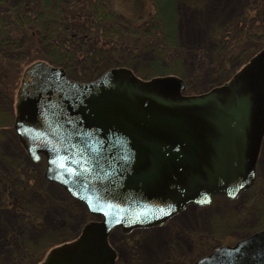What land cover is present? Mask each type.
I'll return each instance as SVG.
<instances>
[{"label": "water", "instance_id": "95a60500", "mask_svg": "<svg viewBox=\"0 0 264 264\" xmlns=\"http://www.w3.org/2000/svg\"><path fill=\"white\" fill-rule=\"evenodd\" d=\"M176 75L142 79L110 67L89 81L35 61L17 91L13 129L43 176L99 219L52 247L40 264H116L118 227L159 226L215 194L248 188L264 135V47L229 80L184 94ZM192 264H264V229Z\"/></svg>", "mask_w": 264, "mask_h": 264}, {"label": "trees", "instance_id": "16d2710c", "mask_svg": "<svg viewBox=\"0 0 264 264\" xmlns=\"http://www.w3.org/2000/svg\"><path fill=\"white\" fill-rule=\"evenodd\" d=\"M147 2L148 10L140 9L134 16H126L113 7L112 0H0V59L9 57L12 63L18 58L44 60L63 67L70 78L80 81L91 80L103 70L117 66L131 68L144 79L174 74L183 79L184 93H191L187 91L195 86L197 89L192 92L199 93L231 77L234 68L229 72L226 62L239 60L242 65L264 46L261 42L258 46L253 43L264 36V30L259 29L264 24V0H252L238 15L209 31L206 46L210 47L195 54L204 63L189 72L185 66L187 50L179 46L176 36L173 0ZM236 44L238 52L227 57ZM250 48L246 56L245 51ZM222 49L224 52L218 57ZM139 65L142 72L134 69ZM31 176L12 185L6 177H0V200L11 209L24 212L29 221L34 214L25 210L21 202L32 194V186L36 184L47 192L49 189L52 205L64 210H70L72 204L84 206L67 197L65 191L66 201L60 202L62 197L58 194L63 190L60 186L49 183L46 188L41 173L32 172ZM257 181L255 177L252 185L242 192L254 188ZM9 188L13 194H7ZM261 201L264 199L258 202ZM251 210L255 216L260 214L259 209ZM62 231H51L44 240H20L12 264H39L52 246L62 242L53 239Z\"/></svg>", "mask_w": 264, "mask_h": 264}, {"label": "rangeland", "instance_id": "374dc122", "mask_svg": "<svg viewBox=\"0 0 264 264\" xmlns=\"http://www.w3.org/2000/svg\"><path fill=\"white\" fill-rule=\"evenodd\" d=\"M147 1L112 0V5L126 16H134L140 9L144 11L149 9ZM173 2L176 13L177 40L179 46L187 50L185 66L189 72H192L194 67L204 63L203 59L199 62L200 57H196L195 54L210 47L206 46L209 41L207 38L209 31L238 15L252 0H173ZM262 15L264 17V11ZM260 28L264 30V24ZM260 42L264 43V36L262 39H255L253 43L258 46ZM237 44L227 52V57L238 52ZM252 48L245 51L246 56ZM223 52L222 49L218 57ZM18 56L15 57L18 58ZM178 57L184 58L182 54ZM27 59L29 58H18L13 63L9 57L0 59V66H2L0 74V177H6L10 185L29 179L32 172L41 173L43 176V161L33 162L28 157L12 125L17 91L23 73L34 62ZM241 66L239 60L225 63L229 72L231 68H234L236 72ZM138 67L140 65L134 66V69L141 71V67ZM222 78L225 77L222 76ZM218 84L214 83L213 86ZM195 89H197L196 86L187 92L195 94L192 92ZM256 177L258 180L256 186L247 192H242L235 199L216 195L210 204L189 205L161 226L137 228L127 233L119 228L114 229L109 236V241L116 251V264H191L199 256L208 253L213 246L232 244L253 231L264 229V201L258 202L264 199V136L256 165ZM49 183L54 184L45 179L44 186L48 188ZM260 185L262 187L258 189ZM32 187V194H28L21 202L25 210L28 209L34 214L32 221L26 218L24 212L11 209L0 200V264H12V257L20 249V240L22 242L44 240L51 231L63 230L60 235L55 234L53 239L55 242H65L67 241L65 239L77 236L84 223L96 218L80 204H72L71 211L64 210L54 203L52 205L49 189L48 192L47 189L42 190L37 184ZM10 188L7 194L14 193ZM65 193L62 190L58 194L63 198L60 202L66 201ZM252 207L259 209L260 214L255 216L251 212Z\"/></svg>", "mask_w": 264, "mask_h": 264}, {"label": "bare ground", "instance_id": "6f19581e", "mask_svg": "<svg viewBox=\"0 0 264 264\" xmlns=\"http://www.w3.org/2000/svg\"><path fill=\"white\" fill-rule=\"evenodd\" d=\"M43 169H44V163H43Z\"/></svg>", "mask_w": 264, "mask_h": 264}]
</instances>
